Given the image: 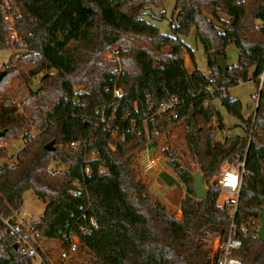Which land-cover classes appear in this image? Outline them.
<instances>
[{
  "label": "trees",
  "instance_id": "16d2710c",
  "mask_svg": "<svg viewBox=\"0 0 264 264\" xmlns=\"http://www.w3.org/2000/svg\"><path fill=\"white\" fill-rule=\"evenodd\" d=\"M165 1L0 0V50L27 52L20 66L8 67L0 81V144L32 138L13 163L0 166V216L15 220L28 189L47 200L40 219L20 229L47 262L41 241L61 239L67 223L74 225L86 213L99 228L85 233L76 224L82 253L88 254L80 264H218L220 253L214 251L212 238L228 236L232 216L219 204L221 187L213 178L225 160L246 155L234 222L242 245L234 256L242 264H264V243L257 234L264 207V88L254 122L253 114L243 117L241 101L229 93L264 71V0H176L172 35L148 19ZM192 27L204 46L210 75L197 67L193 49L181 38ZM232 43L239 50L238 63L224 73L217 57L227 59ZM111 51L115 58L107 57ZM185 54L192 71L185 67ZM116 56L122 66L118 79ZM40 73V89L34 92ZM14 78L28 91L21 104L11 92ZM115 86L123 93L111 103ZM172 97L177 98L176 116L160 113ZM218 100L242 119L244 134L225 132ZM181 122L189 153L209 190L198 199L192 165L183 152L165 146L166 165L186 189L177 218L138 178L133 160L148 146L159 148V138ZM33 125L39 129L35 136L30 133ZM51 140L54 149L48 150ZM91 150L98 158L84 175ZM8 156L0 146V157ZM76 179H85L81 196L72 193ZM15 243L0 220V264H32L35 256L23 254Z\"/></svg>",
  "mask_w": 264,
  "mask_h": 264
},
{
  "label": "rangeland",
  "instance_id": "374dc122",
  "mask_svg": "<svg viewBox=\"0 0 264 264\" xmlns=\"http://www.w3.org/2000/svg\"><path fill=\"white\" fill-rule=\"evenodd\" d=\"M176 0H166L164 2V5L161 8L154 7V10L156 12L155 17H149L148 19L152 21L154 24H156L162 33L166 35H172V28H171V21L173 18L176 17L174 14ZM7 5V4H6ZM164 14V16H163ZM223 18H228L227 15L222 14ZM9 18L11 21H9L11 24L13 23L12 17L9 15ZM260 24L261 21H258ZM16 32L13 31V36H16ZM181 38L184 40V42L193 49L194 51V59L197 67L206 75H210V69L208 66V59L204 50L203 44L198 40L196 37V29L195 27H192L188 33L181 35ZM164 52H169V48H164ZM17 53L19 55L26 54V50L23 48H10L5 50H0V70L4 69L7 70L9 67V62L12 54ZM227 53V61L230 66L236 65L238 63V53L239 50L235 44H229L226 48ZM108 58H115L114 53L111 51L107 54ZM118 56H116L117 59ZM118 62L120 63L118 68H122L120 57ZM185 59V67L188 71L193 70V64L190 60V56L188 54L184 55ZM19 65V63H18ZM17 65V66H18ZM20 66V65H19ZM253 71L254 68L250 69L249 76L253 77ZM51 72V71H50ZM43 73H40L34 78L33 81V88L37 87L40 89V80ZM259 89V82L258 80L250 79L245 82H240L238 85L233 86L229 89V93L232 97L238 98L242 103V115L243 117H249L256 108V100L255 97L257 95ZM11 92L13 94L14 101L21 104L28 96L27 88L21 83V80L15 79L13 85L11 87ZM217 108L221 111V114L226 122V129L225 132L227 134H244L245 130L242 126V119L234 116L226 111V109L220 104L219 100L216 101ZM30 133L34 136L39 133V129L37 126L33 125L31 128ZM222 137V133H218V138ZM9 143L5 148H7L9 152L8 158H1L0 157V166H2L5 163H13L16 160L17 154L24 148L25 146V139L20 137L16 140H7ZM165 146H171L176 150L177 152H183V156L185 157V160L189 162V164L192 165L194 172H197V165L194 164L193 158L189 153L187 142L185 139V131H184V124L181 122L177 124L171 131L170 135H162L159 138V151L162 153V159L160 160L161 165L163 167V171L160 174H165V177H171L172 181L170 185L174 188H178L180 190H184V193L186 194V189L182 181L177 177V175L174 173V171L166 165L167 158L163 154V148ZM136 164L135 167L138 172V178L142 179L148 186L149 190L151 188V183L154 175L158 174H147L143 171L141 168V152H137L134 160ZM56 163H53V166H55ZM222 167V164H221ZM220 167L219 172L217 173L216 177L213 178V180L218 181V178L221 174L222 168ZM206 184V183H205ZM207 185V184H206ZM183 193V191H181ZM152 194V192L150 191ZM154 197H157L153 194ZM227 195L221 194L220 196V202H224L226 200ZM159 198V197H157ZM47 205V200L39 197L34 190L28 189L24 192L23 195V202L22 206L19 210V212L16 214V218L18 221H21L29 226L31 223L37 221L40 219L41 215L43 214L45 207ZM175 217H178V213L174 210L170 211ZM41 246L43 248V251H46L48 257H53L55 253V241H51L49 239L41 241ZM215 238H212V245L213 248L215 246ZM37 259V258H36ZM88 259V254L86 253H80V256L73 262V264H80Z\"/></svg>",
  "mask_w": 264,
  "mask_h": 264
},
{
  "label": "built area",
  "instance_id": "2783aa9c",
  "mask_svg": "<svg viewBox=\"0 0 264 264\" xmlns=\"http://www.w3.org/2000/svg\"><path fill=\"white\" fill-rule=\"evenodd\" d=\"M7 8H9V6H7ZM5 19L11 21L9 15H6ZM21 57L22 55H19L17 53L12 54L9 62V67L17 66V63ZM117 59L119 58L117 57ZM36 60L37 57L35 56L33 58V61L35 62ZM113 71L117 74L116 78L118 79L120 76L121 68H114ZM257 80L259 82V89L255 97L256 108L259 102L261 91L264 88V71L258 75ZM122 93V89L115 86L113 89V97L111 103H113V101H115L117 97H120ZM107 99H109V96H107ZM176 101V97H172L168 101H165L160 107L159 112L176 116ZM256 108L253 112V122L256 114ZM101 115L102 121H105V112L103 111ZM32 136H34V134ZM31 140V137L25 138V144H27ZM8 144L9 143L5 141L1 143L0 146L6 147ZM112 149H115V146H112ZM96 158H98V153L96 150H91V152L87 154L86 163L83 167L84 175L91 173L92 165L90 162ZM161 159L162 153L159 151V148H152L148 146L141 152V168L147 174L161 173L163 171V167L160 162ZM221 168L222 171L217 182L221 187L220 196L221 194L227 195L226 200L222 205H225L229 208L232 216V223L230 232L225 239H221L220 237L215 238L216 244L214 246V251H218L220 253L218 264H242L240 259L234 256V250L242 245V240L236 236V225L234 222L239 207L241 189L246 173V155L242 158L236 157L233 160H225L222 163ZM100 172L104 173L106 172V169L101 168ZM84 181L85 179H76L73 181L72 193L75 196H81L83 194L82 185L84 184ZM82 219H87L88 221L86 223H82ZM0 220L5 223L6 230L9 231V234L15 237V245L17 244V248L27 256H35L32 264H73V262L80 256V253H82V249L84 247L81 236L75 230L76 224L78 223L80 230L85 233H90L94 229L99 228V223L96 218L93 216L88 217L86 213H83L80 217H78L74 225H71L68 222L65 230L62 233L61 239H49L51 241H55V253L53 257H49L50 261L47 262L44 259L43 255L39 253L36 246L30 241L27 233L20 231L21 226L25 225L21 221L22 219L18 221L17 218L14 220L13 217L5 218L3 216H0ZM23 264L31 263L29 260H26Z\"/></svg>",
  "mask_w": 264,
  "mask_h": 264
},
{
  "label": "crops",
  "instance_id": "0c3cea01",
  "mask_svg": "<svg viewBox=\"0 0 264 264\" xmlns=\"http://www.w3.org/2000/svg\"><path fill=\"white\" fill-rule=\"evenodd\" d=\"M171 181L172 178L168 176L166 179L165 174L154 175L150 191L166 204L169 211L174 210L178 213V217H181V201L185 193L184 190L172 187L170 185ZM218 202L220 205L223 204L220 199H218Z\"/></svg>",
  "mask_w": 264,
  "mask_h": 264
},
{
  "label": "water",
  "instance_id": "95a60500",
  "mask_svg": "<svg viewBox=\"0 0 264 264\" xmlns=\"http://www.w3.org/2000/svg\"><path fill=\"white\" fill-rule=\"evenodd\" d=\"M217 67L220 70H222L224 73H227L228 68H229V64H228V61L224 55H220L217 57ZM5 74H6V70H4V69L0 70V81L2 80V78L4 77ZM33 89H34V92H37V90H38L37 87H34ZM0 134L3 135L4 131H2ZM54 143H55L54 140H51L50 142H48L45 146L46 149L53 150L54 149ZM213 183H216V180H213ZM193 187H194L195 196L198 199H203L206 197L207 192L209 190V187L205 184L204 176L200 171H197L194 173ZM260 222H261V224H260V228H259L257 234H258L259 239L264 243V207L261 210ZM16 247H17V244H16Z\"/></svg>",
  "mask_w": 264,
  "mask_h": 264
}]
</instances>
